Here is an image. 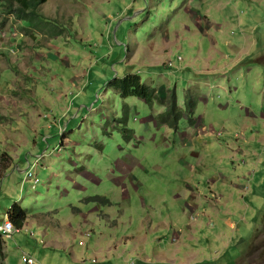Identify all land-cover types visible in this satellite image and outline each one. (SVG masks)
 Instances as JSON below:
<instances>
[{
	"label": "rangeland",
	"instance_id": "374dc122",
	"mask_svg": "<svg viewBox=\"0 0 264 264\" xmlns=\"http://www.w3.org/2000/svg\"><path fill=\"white\" fill-rule=\"evenodd\" d=\"M17 6L0 0V224L27 218L0 264H103L105 245L134 264L175 250L169 227L199 264H264V0ZM135 72L154 101L113 97Z\"/></svg>",
	"mask_w": 264,
	"mask_h": 264
},
{
	"label": "crops",
	"instance_id": "0c3cea01",
	"mask_svg": "<svg viewBox=\"0 0 264 264\" xmlns=\"http://www.w3.org/2000/svg\"><path fill=\"white\" fill-rule=\"evenodd\" d=\"M29 166L30 165L28 164V167ZM15 167L20 168V166L18 165H16ZM82 174L83 176L87 177L88 180L99 182L98 177L92 172H90L89 170L82 171ZM75 185L79 187L80 189H84V186H82L79 182H75ZM94 210H96V207H91L88 209V212H91ZM169 229L170 227L168 229H165V231H162V234L159 236V239L162 240V238L166 237L169 232H171V235L176 234L177 238L176 239L173 238L175 239L174 241L177 244L175 247V250H172V251L170 250L168 255H166L164 253L163 246H160L159 250H156V247L151 246L150 248L155 250V252L153 253L151 250L146 252V249L144 248L141 249L140 251H137L136 246H135L131 250V253L132 251H135V253L137 254V259L136 261L134 260L135 261L134 264H142V262L144 264H149V263H152L153 259L155 258L160 259L163 256L166 258V260L169 261L168 263L164 262V264H199L200 258H197L199 256L198 247L195 244V242L198 241V239L195 241V238H193V241H192V237H194L193 234L195 233H193L190 228L186 230L187 231L189 230L192 233H188L181 227H178L177 229L172 227L170 230ZM183 232H186V236L184 238H182L181 236ZM12 239H14V237ZM80 242H79V245H85V243L80 244ZM99 252L102 253V259L104 260L103 264H112L113 258H118V256L121 258L122 257L124 258V264H128L130 262V260L127 259V256H125L126 253L118 251V248L115 245L114 246L108 245L107 247L105 245L99 250ZM210 255H212V252H210ZM210 255H208L207 263L212 264L213 262L211 263V261L213 259L212 257H210ZM203 261H204V257H203Z\"/></svg>",
	"mask_w": 264,
	"mask_h": 264
},
{
	"label": "trees",
	"instance_id": "16d2710c",
	"mask_svg": "<svg viewBox=\"0 0 264 264\" xmlns=\"http://www.w3.org/2000/svg\"><path fill=\"white\" fill-rule=\"evenodd\" d=\"M18 2L17 6V15L20 19L33 17L34 15L40 16L42 15L38 10L39 5L44 3L46 0H15ZM30 15V16H29ZM110 86L112 87V95L113 97L118 99H125L130 96H138L144 99L145 101L152 102L155 100L156 96V87L151 84H147L142 80V77L137 72L135 73H126L123 76L116 75L111 78ZM174 97V96H173ZM173 99V98H172ZM171 99V100H172ZM172 101H170L169 110L172 109ZM174 104V101H173ZM168 110V111H169ZM88 199H93L92 196H88ZM19 208H17L16 212L18 213ZM26 214L24 212H20L19 215H16L12 220L15 223L17 228H22L26 221ZM15 236L13 233L12 238ZM11 239V238H10ZM5 241L3 237L0 235V258H5ZM22 263L25 264L22 260Z\"/></svg>",
	"mask_w": 264,
	"mask_h": 264
},
{
	"label": "built area",
	"instance_id": "2783aa9c",
	"mask_svg": "<svg viewBox=\"0 0 264 264\" xmlns=\"http://www.w3.org/2000/svg\"><path fill=\"white\" fill-rule=\"evenodd\" d=\"M27 177H30V174H28ZM14 231H16L15 226L6 216L3 223L0 225V233L9 238L14 233ZM23 262L25 264H37L36 259L29 255L23 257ZM130 263H133V261L131 260L129 264Z\"/></svg>",
	"mask_w": 264,
	"mask_h": 264
},
{
	"label": "clouds",
	"instance_id": "9594fccd",
	"mask_svg": "<svg viewBox=\"0 0 264 264\" xmlns=\"http://www.w3.org/2000/svg\"><path fill=\"white\" fill-rule=\"evenodd\" d=\"M7 8H8V6H7ZM30 166H31V165H30ZM30 177H31V175H30ZM30 177H27V178H30ZM7 218H8V219L13 223V225L15 226V223H14L13 220H12L14 217L11 218V217H10V213L7 215ZM15 227H16V226H15ZM16 228H17V227H16ZM30 234H31V236H34V233L31 232ZM12 236H13V234L11 235V237H9V238L5 237V238L10 239V238H12ZM23 257H24V256H23ZM22 260H23V258H22ZM130 261H131V259H130Z\"/></svg>",
	"mask_w": 264,
	"mask_h": 264
},
{
	"label": "bare ground",
	"instance_id": "6f19581e",
	"mask_svg": "<svg viewBox=\"0 0 264 264\" xmlns=\"http://www.w3.org/2000/svg\"><path fill=\"white\" fill-rule=\"evenodd\" d=\"M9 213H10V212H9ZM9 213H8V214H9ZM8 214H7V215H8ZM7 215H6V216H7ZM4 219H5V218H4ZM3 221H4V220H3ZM2 223H3V222H2ZM2 223H1V224H2ZM1 224H0V225H1Z\"/></svg>",
	"mask_w": 264,
	"mask_h": 264
}]
</instances>
